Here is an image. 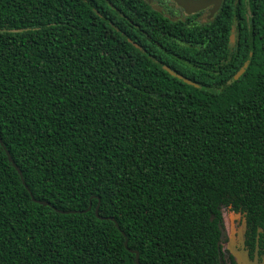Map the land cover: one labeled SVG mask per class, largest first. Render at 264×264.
Listing matches in <instances>:
<instances>
[{
	"label": "trees",
	"instance_id": "obj_1",
	"mask_svg": "<svg viewBox=\"0 0 264 264\" xmlns=\"http://www.w3.org/2000/svg\"><path fill=\"white\" fill-rule=\"evenodd\" d=\"M0 139V264H221V207L264 258V0H0Z\"/></svg>",
	"mask_w": 264,
	"mask_h": 264
},
{
	"label": "water",
	"instance_id": "obj_2",
	"mask_svg": "<svg viewBox=\"0 0 264 264\" xmlns=\"http://www.w3.org/2000/svg\"><path fill=\"white\" fill-rule=\"evenodd\" d=\"M147 1L148 3H150V0H145ZM174 1L178 6H180L181 8H183L184 12L186 14H191V13H195V12H198L206 7H208L209 5H214L213 9L211 10V13H214L215 11H217L220 7V4H221V1L222 0H172ZM234 39V34L232 33L230 35V41H233ZM137 47V45H135ZM251 56H252V52L249 53V56L247 58V60L245 61V63L242 65V67L238 70L237 74H236V77H239L242 73H244V71L246 70V68L248 67L250 61H251ZM163 68L169 72L171 75L175 76L176 78L182 80L183 82L187 83V84H190V85H194V86H197L195 83H193L191 80L183 77L182 75L180 74H177L175 73L174 71H172L171 69H169L168 67L166 66H163ZM0 143L2 144V141L0 139ZM6 154H7V157L8 159L12 162V165L13 167L16 169V171L19 173L20 175V178H21V181H22V184L23 186L28 190L29 194H30V197L32 199V201L34 202H37V203H40L42 205H50L49 202L47 201H42V200H37L33 197L32 193L30 192L28 186L26 185L22 175H21V172L19 170V168L16 166V164L12 161L11 159V156L10 154L8 153V151H5ZM91 208V202H89V205L88 207L83 210V211H61V210H57L58 212H61V213H65V214H68V213H84V212H87L89 211ZM99 201L94 209V213H95V216L99 219H102V220H105V219H108V220H111L115 223L116 227L119 228L117 222L111 218V217H101L99 215ZM123 236H124V233H122ZM127 239L125 238L124 240V246L125 248L134 254V262L135 264H147V263H141L140 260H139V253L137 250H133V249H129L128 248V244H127Z\"/></svg>",
	"mask_w": 264,
	"mask_h": 264
},
{
	"label": "rangeland",
	"instance_id": "obj_3",
	"mask_svg": "<svg viewBox=\"0 0 264 264\" xmlns=\"http://www.w3.org/2000/svg\"><path fill=\"white\" fill-rule=\"evenodd\" d=\"M154 8H157L153 5ZM221 225L223 236L221 239V247L223 251H228L236 262V264H264L257 254L249 257L244 245L245 223L244 216L241 212H235L229 207H221Z\"/></svg>",
	"mask_w": 264,
	"mask_h": 264
},
{
	"label": "flooded vegetation",
	"instance_id": "obj_4",
	"mask_svg": "<svg viewBox=\"0 0 264 264\" xmlns=\"http://www.w3.org/2000/svg\"><path fill=\"white\" fill-rule=\"evenodd\" d=\"M222 1H221V4H220V7L222 6ZM150 4L152 6L155 5L157 8H159L158 9L159 11H161L165 16H167L168 18H170V19H172L174 21L181 20L182 22L197 23V24H205V23H207L208 21H210L213 18V16L220 9V7H219V9L217 11H215L214 13H211V10L213 9L214 5H209L208 7L204 8V9L198 11V12L191 13V14H186L184 12L183 8L178 6L172 0H150ZM232 33L234 35L236 34V26H235V24L231 25L230 35ZM231 42H234V39ZM235 212H239V211H235ZM243 216H244V214H243ZM221 222H222V220L220 221V224H221ZM244 223H245V219H244ZM221 227H222V225H221ZM222 236H223V230H222ZM220 242H221V240H220ZM244 245L246 247V250L248 252L249 257H253L255 255V253H256L257 256H259L261 259H264L261 255H259L257 252H255V250H254V252H251L249 250V247L245 243V231H244ZM220 246H221V243H220ZM221 251H222V256H221L222 258H221V262H220L221 264H223V260L225 259V255H230L231 258L233 259V261L235 262L233 256L231 254H229L228 251H223L222 247H221ZM235 264H236V262H235Z\"/></svg>",
	"mask_w": 264,
	"mask_h": 264
}]
</instances>
